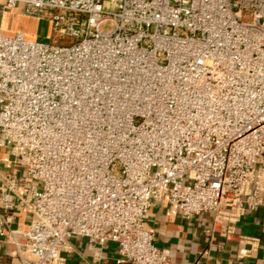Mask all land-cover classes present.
<instances>
[{
  "label": "built area",
  "instance_id": "2783aa9c",
  "mask_svg": "<svg viewBox=\"0 0 264 264\" xmlns=\"http://www.w3.org/2000/svg\"><path fill=\"white\" fill-rule=\"evenodd\" d=\"M2 11L53 31L45 43L0 25V152L26 180L23 193L16 175L4 180L0 239L22 264H64L74 236L117 243L120 263L170 264L145 226L155 201L216 220L263 201L264 0H4ZM17 205L33 215L27 229L11 227Z\"/></svg>",
  "mask_w": 264,
  "mask_h": 264
},
{
  "label": "crops",
  "instance_id": "0c3cea01",
  "mask_svg": "<svg viewBox=\"0 0 264 264\" xmlns=\"http://www.w3.org/2000/svg\"><path fill=\"white\" fill-rule=\"evenodd\" d=\"M3 3L4 0H0V25L5 32L10 35L24 32L37 39V31L32 33L13 24L17 16L31 17L3 12ZM10 175L18 177L17 193H23L24 169L3 149L0 152V193L6 188L5 178ZM259 196L263 201L255 209L247 208L238 219L226 214L219 220L213 212L186 217L164 198L153 203L145 226L156 234V245L169 255L170 264H264V191H260ZM13 199H16L15 194ZM8 214L14 216L12 228L27 229L33 218L30 210L21 205ZM15 248L9 233L0 239V264H22L14 253ZM62 257L64 264H128L119 262L123 257L117 243L107 241L104 245L92 246L80 236L70 238Z\"/></svg>",
  "mask_w": 264,
  "mask_h": 264
},
{
  "label": "rangeland",
  "instance_id": "374dc122",
  "mask_svg": "<svg viewBox=\"0 0 264 264\" xmlns=\"http://www.w3.org/2000/svg\"><path fill=\"white\" fill-rule=\"evenodd\" d=\"M113 10V7H111ZM18 14H15V16ZM18 19V20H17ZM17 19L13 21V24L16 26H21V29L32 31V33L38 32L37 40L45 43H50L52 41L53 37V31H52V22L49 19H27L24 17L17 16ZM34 22V25H33ZM30 24V25H29ZM114 28V25L112 22L108 21L105 22L101 29L104 32H109ZM30 37V36H28ZM32 38V37H30ZM36 184L39 185V187H42V183L36 182Z\"/></svg>",
  "mask_w": 264,
  "mask_h": 264
}]
</instances>
